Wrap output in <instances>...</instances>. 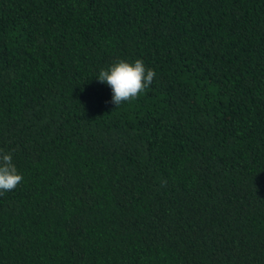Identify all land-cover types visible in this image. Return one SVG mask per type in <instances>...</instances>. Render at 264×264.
I'll return each instance as SVG.
<instances>
[{
	"label": "trees",
	"instance_id": "16d2710c",
	"mask_svg": "<svg viewBox=\"0 0 264 264\" xmlns=\"http://www.w3.org/2000/svg\"><path fill=\"white\" fill-rule=\"evenodd\" d=\"M0 150V264H264V0H0Z\"/></svg>",
	"mask_w": 264,
	"mask_h": 264
},
{
	"label": "clouds",
	"instance_id": "9594fccd",
	"mask_svg": "<svg viewBox=\"0 0 264 264\" xmlns=\"http://www.w3.org/2000/svg\"><path fill=\"white\" fill-rule=\"evenodd\" d=\"M155 75V70L146 68L141 59L134 62L120 59L107 68H102L96 77L99 82L110 86L111 103L118 107L138 98L152 83ZM22 180L23 176L17 171L11 152L0 150V195L16 188Z\"/></svg>",
	"mask_w": 264,
	"mask_h": 264
}]
</instances>
